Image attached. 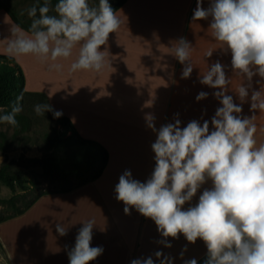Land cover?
Here are the masks:
<instances>
[{"label": "clouds", "instance_id": "1", "mask_svg": "<svg viewBox=\"0 0 264 264\" xmlns=\"http://www.w3.org/2000/svg\"><path fill=\"white\" fill-rule=\"evenodd\" d=\"M196 0L193 21H208L211 35L224 54H230V69L243 82L230 95V76L220 60L199 74V83L215 90L219 107L209 120H191L181 126L174 122L156 127L153 113L144 116L146 127L155 135L151 144L155 167L144 182L125 170L115 185V198L124 205L125 215L134 209L154 222L162 237L158 243L171 248L169 238L182 235L190 244L203 241L207 254L204 264H264V143L256 138L255 113L264 111V0ZM51 0L26 9L31 24L27 33L20 26L11 29L6 52L10 58L33 56L46 62L49 70L61 71L60 61L75 59L70 72L104 70L109 55L110 34H116L123 21L109 0ZM23 15V13H22ZM172 55L183 66L182 79L193 72L192 44L185 37L174 43ZM214 51L206 53L207 58ZM259 90L253 87V78ZM201 91L196 100L208 98ZM17 96L10 111L0 107V124L18 126L23 111ZM249 103L251 116L243 115ZM34 112L54 119L63 112L48 103L34 105ZM207 185V186H206ZM199 193V195H198ZM196 200L193 203V200ZM71 248L65 246L69 264H92L102 246H92L94 219L82 223ZM55 231L63 237L68 229L60 223ZM185 248L181 252L183 259ZM159 264H173L162 251L154 253ZM130 264H156L152 256L132 259ZM184 264H198L195 258Z\"/></svg>", "mask_w": 264, "mask_h": 264}, {"label": "crops", "instance_id": "2", "mask_svg": "<svg viewBox=\"0 0 264 264\" xmlns=\"http://www.w3.org/2000/svg\"><path fill=\"white\" fill-rule=\"evenodd\" d=\"M195 4L196 0H127L116 11L123 23L116 34H110L109 55L102 72H70L69 65L75 55L62 62L67 64L63 65L68 66L67 72L81 77L77 79L80 86H75L77 80L64 81V85H69L65 89L74 100H78L73 108L72 105L67 110L63 106L58 108L50 94L53 91L31 86L26 63L21 65L27 91L46 94L54 110L70 117L82 136L99 141L109 151L108 165L97 180L64 195L63 192L42 195L33 206L34 209L41 205H44L43 209L48 207L47 210L42 209L39 215L32 216L35 260L48 264H69L65 246L71 248L82 223L94 219L96 228L93 230L92 246H102L104 252L92 264H130L132 259L148 256L159 264L154 255L156 251L171 256L173 264H184L185 260L192 258L198 264H204L207 249L203 241L190 244L181 235L177 240L169 238L171 248L163 247L158 243L162 237L154 222L134 209L130 215H125L124 205L116 200L114 191L119 176L125 170H130L133 178L144 182L155 167L151 144L156 135L146 127V113L155 115L157 129L174 122L177 114L183 127L191 120L210 121L220 106L212 95L215 90L200 84L198 79L202 65L206 67L207 61L213 63L218 59V53L213 50V56L207 58L206 53L211 46L209 40L204 37L201 42L195 30L192 32L190 17ZM201 32L204 34L203 28ZM180 37H185L192 44L194 69L188 79L181 78L183 66L172 55L171 47ZM38 61L30 65L32 72L41 69ZM223 64L227 66L226 61ZM228 75L231 80L229 94L239 103L235 90L243 80L232 74L231 69ZM259 79L258 76L253 78L256 90H259L256 83ZM56 91L62 90L58 88ZM201 91L209 93L208 98L197 101L195 98ZM249 108V103L243 104V115H252ZM254 122L257 125V141L264 143V111H256ZM58 197L67 205L63 207L66 211L56 218L53 216V205ZM49 203H54L50 211ZM26 216H19L18 220ZM55 221L68 229L66 236L56 233ZM1 242L10 259L8 241L4 239ZM185 248L187 250L181 259Z\"/></svg>", "mask_w": 264, "mask_h": 264}, {"label": "rangeland", "instance_id": "3", "mask_svg": "<svg viewBox=\"0 0 264 264\" xmlns=\"http://www.w3.org/2000/svg\"><path fill=\"white\" fill-rule=\"evenodd\" d=\"M117 1L118 0H109L112 6ZM91 2L93 4H96L98 3V0H91ZM0 3L9 6L15 12L20 21L23 22V24H25L26 26H30L31 18L27 16L26 9L32 7L34 4L37 6L41 5L43 3V0H0ZM51 7L53 10L50 11L49 14L55 15V4L51 3ZM204 7H208V0H205ZM195 8L196 4L191 12V17L193 16V11ZM191 17L190 19H192ZM16 26L17 25L11 20L8 14L5 11H2V13L0 14L1 54H7L6 48L9 42V38H11V29ZM202 28L204 29V34L201 32ZM194 30L197 36L199 35L201 37V42L204 40V37L209 40L211 46L208 48V50H210L213 45L214 47L211 48V50H214L215 52L217 51L218 59L216 58L213 62H215L216 60H220L222 63L226 61V71L228 73L230 71V66L228 65L230 60V54H224L221 50H219L220 44L215 41V39L212 37L211 29L208 28V21L192 20V32ZM205 32L207 33V35ZM211 42L213 44H211ZM15 60L20 66L26 63L25 69L30 72L28 76L30 79L31 86H38L40 88H46L48 90L53 91L50 94L53 101L56 102L58 108H61L63 106L67 110L71 105L72 108L75 107L74 103H78V100H74L72 94L68 93V91L65 89V86L67 88V86L69 85H64V81L68 82L71 80H77L79 79L80 75H71L69 72L66 71L68 66L63 67L61 71L49 70L48 64L39 60L37 63L42 65L41 69L32 72L30 65L36 64V57L20 56L15 57ZM62 62L63 61H60V63ZM207 62L206 67L202 65L201 74H203L207 70L208 65L212 63ZM203 63L204 62H202L201 64ZM62 64L67 65L64 63ZM74 83L75 86H80L78 80ZM58 88L62 91H56ZM38 103L46 102H44L40 97L37 96H26L22 113L30 116V130L26 132H17L15 130V127L9 126L7 124H0V166L3 163L8 162L11 165L12 171H25L27 173L26 177L29 180V182L27 183L28 187L26 190H23L22 188H17L15 192H13L4 183L0 182V199L4 200L3 202H0V215H8L15 213L17 207H25L32 199L37 196V194L42 191H58L64 188L71 187L77 184L78 182V179H76L75 177H70L69 179L62 178L60 176L48 178L43 175L41 165L32 161L24 160V158L27 157H42L45 154V143L43 139L44 133L50 131L51 127L56 125V121L53 118L52 112H46L44 116L36 115V113L34 112V105ZM2 133L5 134V137L2 136ZM2 143L6 147L5 149L2 148ZM87 183H84L82 185L85 186V184ZM72 190H75V188L71 189L70 191ZM70 191L63 192V195ZM40 197L36 199L34 203H32L22 214L27 215L25 218L18 220V217L22 216L20 214L16 216V218H11L9 220L0 222V264H48L46 261H41L42 263H40L38 260H35L36 258L33 255V251H35L36 248L34 246V222L32 216L39 215L44 205L38 206L37 209H34L33 206L37 203ZM10 199H13V202H8ZM56 199L58 200L55 201V204L49 203L51 205L49 207V211L52 205L54 204L53 216L57 218L58 215L63 214L64 211H66V209L63 211V207L67 204L63 203V199H60L59 197ZM47 209L48 207L44 208L43 210ZM55 223L57 222L55 221ZM4 239H6L9 243L8 250H10L11 252L10 259L7 256V253L4 250V246L1 242Z\"/></svg>", "mask_w": 264, "mask_h": 264}, {"label": "trees", "instance_id": "4", "mask_svg": "<svg viewBox=\"0 0 264 264\" xmlns=\"http://www.w3.org/2000/svg\"><path fill=\"white\" fill-rule=\"evenodd\" d=\"M127 0H118L112 7L114 10L121 8ZM56 4L57 0H51ZM4 10L11 20L24 30L26 26L17 17L15 12L7 5L0 3V10ZM26 78L21 66L15 58H10L7 54L0 53V107L5 111H10V106L15 102L17 96L22 95V106L25 104L26 96L33 95L40 97L49 104L48 98L44 93L29 92L26 90ZM54 109V108H53ZM19 121L15 127L17 132H26L31 128L30 116L20 113L17 116ZM56 125L52 126L50 131L45 132L43 139L45 143V154L42 157L24 158L26 161H32L42 166L43 175L48 178L60 176L69 179L75 177L77 184L58 191H42L32 199L25 207H17L15 213L0 215V222L14 218L23 214L26 209L34 203L36 199L47 193L65 192L77 188L80 185L97 180L104 172L109 161L108 149L99 141L86 138L81 135L70 117L62 115L55 119ZM5 137V134L2 133ZM2 148L6 147L2 143ZM23 159V157H22ZM27 173L23 170L12 171L8 162L0 166V182L8 186L13 192L17 188L26 190L29 182ZM4 200L0 199V202ZM8 202H13L10 199Z\"/></svg>", "mask_w": 264, "mask_h": 264}]
</instances>
